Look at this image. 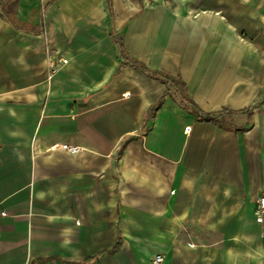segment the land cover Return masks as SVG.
<instances>
[{"label": "crops", "instance_id": "1", "mask_svg": "<svg viewBox=\"0 0 264 264\" xmlns=\"http://www.w3.org/2000/svg\"><path fill=\"white\" fill-rule=\"evenodd\" d=\"M262 194L264 0H0V264H264Z\"/></svg>", "mask_w": 264, "mask_h": 264}, {"label": "trees", "instance_id": "2", "mask_svg": "<svg viewBox=\"0 0 264 264\" xmlns=\"http://www.w3.org/2000/svg\"><path fill=\"white\" fill-rule=\"evenodd\" d=\"M141 69L147 70L145 67L140 66ZM154 75H157L164 83L170 84V86L174 87V92H175V98H178L180 105L186 109V106L191 111L192 113L198 114V116H202L203 118L207 120H212L214 119V112H204L201 109H199L192 101L187 100L185 97L182 96L180 93V89L178 87V83L175 79H173L172 76L167 75L165 73L159 72V71H152ZM229 112V111H227Z\"/></svg>", "mask_w": 264, "mask_h": 264}, {"label": "built area", "instance_id": "3", "mask_svg": "<svg viewBox=\"0 0 264 264\" xmlns=\"http://www.w3.org/2000/svg\"><path fill=\"white\" fill-rule=\"evenodd\" d=\"M60 61L65 62V59H57V61H49V66L52 70L55 69L56 63H59ZM52 148H61L66 150L70 153H78L81 151V147L76 144L71 143H59L52 145ZM263 215H264V194L260 195L256 201V209H255V216H256V222L262 223L263 221ZM162 260V257L160 255H156L151 258V264H160Z\"/></svg>", "mask_w": 264, "mask_h": 264}]
</instances>
